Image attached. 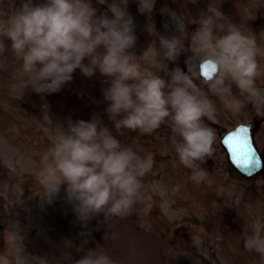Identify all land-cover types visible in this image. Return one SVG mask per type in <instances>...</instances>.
I'll use <instances>...</instances> for the list:
<instances>
[{
	"label": "clouds",
	"instance_id": "1",
	"mask_svg": "<svg viewBox=\"0 0 264 264\" xmlns=\"http://www.w3.org/2000/svg\"><path fill=\"white\" fill-rule=\"evenodd\" d=\"M128 5L129 0H117L109 16L97 14L85 0H20L10 16L0 19V33L21 62L17 71L24 89L53 94L72 81L77 69L88 78L98 71L106 78L104 111L115 131L151 134L172 115L180 137L172 138L179 162L193 170V182H202L207 173L201 165L213 155L216 141L215 130L203 123V117L214 112L216 105L197 81L233 116H241L252 104L264 117V101L253 90L261 75L256 42L235 24L225 29L212 15L203 14L195 30L190 31L187 25L171 35L154 30L158 48L145 65L132 51L138 37ZM253 6L264 7V0H256ZM138 12H144L143 6ZM6 50L7 45L0 41V54ZM181 56L184 69L178 64ZM161 61L176 65L169 68L167 79L153 70ZM4 65L0 60V68ZM229 78L236 83L238 94L226 82ZM250 127L249 123L244 128ZM154 163L151 153L141 157L131 147H122L113 131L94 114L89 121L68 118L66 127L59 124L38 179L51 199L66 185L64 199L86 229L88 222L101 214L124 217L137 205L150 214L151 197L142 178ZM24 239L22 232L10 234L15 264H30ZM70 247V243L65 246L62 261H72L67 251ZM244 248L264 252V239L249 236ZM37 264H54V260L45 254L37 257ZM72 264L115 262L103 252L88 251Z\"/></svg>",
	"mask_w": 264,
	"mask_h": 264
},
{
	"label": "rangeland",
	"instance_id": "2",
	"mask_svg": "<svg viewBox=\"0 0 264 264\" xmlns=\"http://www.w3.org/2000/svg\"><path fill=\"white\" fill-rule=\"evenodd\" d=\"M5 1L13 10L20 2V0ZM132 1L136 2V7L131 6L134 4L129 1L130 6H128V11L135 18L138 35L141 33L143 38H146V35H152L154 30L156 31V29H158L155 23V19L157 18H150L149 16L155 13L154 9L158 10L156 14L161 15L162 22L167 25L168 29L174 30L180 28L181 26L179 25L197 22L203 14L212 15L216 19L217 24L223 25L225 29L232 24H238L235 23V21H239L240 19L253 22L257 19L261 20L264 16V7L257 9L253 6L256 0H227L230 3L225 7L223 15L218 14L210 5L206 4L204 0H168L169 4L165 2L160 8L158 7V0ZM208 1L211 5L215 4L213 0ZM116 3L117 0H110V3H104V6L112 8ZM225 3L224 1V5ZM98 6L101 7L99 4ZM139 6H143V13L138 12ZM93 8L98 10V14L103 12L101 9L96 7ZM107 14L109 15V12ZM262 21L263 20H261V23ZM237 26L245 35L255 40L257 56L260 54L261 57L264 58L263 41L257 40L253 36V31H251V29L240 24ZM160 33L168 35L172 32H165L164 30ZM1 35H3V33H0V36ZM150 40L154 42L155 39L150 38ZM0 60L7 61L6 58H0ZM19 63L20 61L14 57V62L10 64L7 62L3 68H0V110L3 111V114L7 113L10 115V109L14 107L15 103L21 97H24L26 101L28 99L30 100V98L32 99V96L27 94L26 91H19V83L21 80L17 71L20 68ZM10 75L12 76V80H15V89L13 92L6 88L7 83H9ZM56 96L58 95L56 94ZM88 98V96L85 97V99ZM90 99L91 98L88 100ZM83 102L86 103V100ZM54 104L56 105L55 107ZM63 104L64 103L61 101L58 102V98H55V96H52V99L49 96H45L43 112L48 123L45 129L46 133L42 136L41 141L36 140V145H29L30 147L26 149L23 147L24 150L11 147L10 142L11 140L14 141V137L12 139V137L9 136L12 133L7 131L9 126L7 125L6 116H0V121L3 122V127L0 130V164L4 168V170L0 171V264H15L14 251H10L12 245L9 243L10 234L13 231L22 232V235H25L26 238L24 239V243L26 247H31L28 242L29 239H32L31 242H33L37 239L35 237H43L44 242L51 245V249L53 247L59 251L57 253L51 252L52 254H56V256L53 257V259H55L54 264H57V262L58 264H72V262L78 260L72 258V249L75 248L78 257H82L85 255L89 243H92L91 238L93 239V237H91V232L93 229L90 228L89 222L86 229L81 227L72 211L71 205L64 199V189H61L58 196L51 199L50 194L41 186L38 179V172L41 168L38 163L42 161L45 162V157L48 155L49 149L53 145L52 143H54V132L59 127V124H61L58 121V110L64 111L66 109ZM65 105L67 106V104ZM59 106H61V109ZM48 111H53L54 113L50 115ZM16 115L17 112L14 111V116ZM63 125L67 126L65 123H63ZM35 157L41 158L42 161L38 159L35 160ZM23 173H28V177H32V179L27 180V175ZM12 176H20L21 181L23 180L24 182L20 184L21 187L14 185L11 179ZM28 183L34 184L29 186ZM243 194V200L245 198L252 199L254 196L258 195V186L255 183L249 184ZM70 209L71 214L74 216L68 215ZM179 210L176 212V218L181 217ZM171 217L170 220L175 222L176 219L173 216ZM180 220L182 221L184 219ZM182 223L183 224L176 223V225H180L186 229H189L192 225H197L193 221H187L185 223L183 221ZM116 230V235L111 229L105 231L107 245L104 249L109 250L117 248L119 251L125 252V250H132L131 253H138L142 250L141 247H130L133 245L132 240L135 237L139 240L144 237H151L158 243V240L150 235H139L136 231H129L128 226L125 227V230L129 233L128 237L125 236L123 229L116 228ZM82 231H87L89 235L81 236L80 233ZM2 233H7L6 236H8L9 240H3ZM54 243L58 244L54 246ZM69 243L71 247L68 248L67 251L70 253L72 261H62L60 256L66 250L65 246ZM96 246L100 248L99 252H103L107 255L109 254L101 248L100 242L97 243ZM79 248L81 249L79 250ZM168 253L169 258L172 256L176 259V256L171 253V250L168 251ZM25 254L30 258V264H37L38 255L33 256L26 252ZM123 264H128V262H124ZM133 264L152 263H150L147 258L146 260H142L141 257H139L138 263L135 262ZM161 264L164 263L162 262Z\"/></svg>",
	"mask_w": 264,
	"mask_h": 264
},
{
	"label": "snow or ice",
	"instance_id": "3",
	"mask_svg": "<svg viewBox=\"0 0 264 264\" xmlns=\"http://www.w3.org/2000/svg\"><path fill=\"white\" fill-rule=\"evenodd\" d=\"M248 132V129L241 128L236 134L228 137L227 143L231 145L232 156L234 163L248 167L254 163H257L253 159L251 147L248 144L247 138L244 134Z\"/></svg>",
	"mask_w": 264,
	"mask_h": 264
}]
</instances>
